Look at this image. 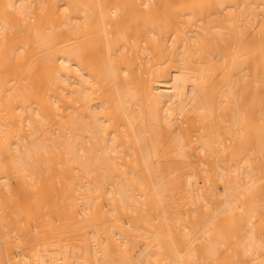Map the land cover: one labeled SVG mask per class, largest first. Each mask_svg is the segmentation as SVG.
<instances>
[{"label": "bare ground", "instance_id": "obj_1", "mask_svg": "<svg viewBox=\"0 0 264 264\" xmlns=\"http://www.w3.org/2000/svg\"><path fill=\"white\" fill-rule=\"evenodd\" d=\"M0 264H264V0H0Z\"/></svg>", "mask_w": 264, "mask_h": 264}]
</instances>
